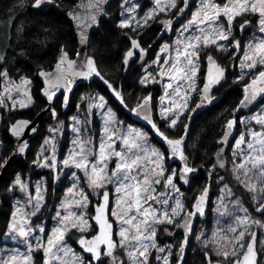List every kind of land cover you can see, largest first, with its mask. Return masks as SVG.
I'll return each instance as SVG.
<instances>
[{"label": "snow or ice", "instance_id": "6c2138e0", "mask_svg": "<svg viewBox=\"0 0 264 264\" xmlns=\"http://www.w3.org/2000/svg\"><path fill=\"white\" fill-rule=\"evenodd\" d=\"M23 2L24 0H21V6ZM53 2L54 0H32L31 6L40 8L41 5ZM104 3L105 0H90L88 8L92 10L91 23H97V15L103 13ZM120 7L123 18L117 26L137 34L128 37L130 46L123 57L125 70L133 57L140 61L142 66L148 63L145 61L148 48L141 45L138 34L150 26V22H158L161 25L164 32L160 35L163 37L174 30V23L185 17L175 29V40L171 44L163 43L160 46L159 52L148 64L152 70L144 68V75L140 79V83L145 87L149 84L163 85L164 94L160 97L159 115L166 121L169 129H175L186 112L188 115L184 116V119L190 121L196 109L212 102V89L220 84L227 71L214 58L212 52L235 54L242 51L238 79L244 81L243 96L238 106L233 109L232 118L226 120L223 126V135L219 141L222 147L217 151L216 163L209 171L211 177L212 171L217 167L225 168L228 164L223 156V146L227 145L237 125L235 113L242 108H250L258 98H264V0H199L194 9L190 7V0H153V6L143 15L139 13L142 6L138 0H122ZM69 15L79 20V17L72 13ZM250 16L257 18L259 35L254 33L252 38L242 45L241 40L235 38V32L237 28L243 32L251 24L248 19ZM79 35L80 43L85 44L87 36L83 28ZM201 53L206 54L207 72L203 82L198 83ZM73 55L76 59L70 58L69 52L62 48L54 69H41L38 72L46 85L42 94L49 104L43 111H48L56 117L54 101L57 92L64 90L62 103L66 107L67 93L72 91L76 79L91 80L96 77L111 90L122 107L128 110L129 115L141 117L150 125L154 134L162 139L166 149L162 151L152 145L147 132L126 126L112 108L107 106L103 96L82 97V100H88L85 119L73 125V131L77 133L76 139L72 141L73 148L59 163L64 168L74 167L82 172L86 187L97 197L95 213L88 216V206L91 203L89 193L80 186V178L73 172L72 186L67 189L68 195L61 203L60 210L56 212V226L51 229L50 234L45 235L44 225L33 226L32 218L44 208L46 182L41 180L33 186L19 173L15 174L8 191L19 190L24 193L25 199L23 202H16L17 206L10 215L5 237L23 244L25 250L21 252L19 247L0 250V264H35L33 254L40 251L43 252L42 264H105L102 257H107L109 264H125V261L118 259L116 255L118 248L124 250L128 264H149L152 249L157 253H166L165 256L158 255L156 259L162 260L163 264H171V246L160 247L157 244L156 237L160 225H174L184 229V238L178 245L177 261V264H183L188 236L191 233L190 218L195 217L197 213L203 214L211 187L210 184L206 185L199 195L194 197V211L186 208L181 199L183 193L178 182L188 184L189 174L194 172L184 151L188 124L181 123L183 133L178 137H170L152 117L151 93L138 98L135 106L129 108L122 90H118L105 79L94 57L79 51ZM3 60L4 56L0 55V62ZM236 66L233 63V67ZM0 76L5 79L3 93L0 94V107L11 111L17 107L24 109L34 104L28 87L32 83L31 80L22 77L19 83H15L9 78L7 70L0 72ZM194 94L198 101L192 99ZM165 100L168 101L166 106L163 104ZM6 101L11 103L7 104ZM93 109H98L103 114L102 135L98 144H94L91 137L81 134L82 126L90 122L88 117ZM72 119L77 120L76 117ZM240 123L246 130L235 139L231 171L234 179L251 194L254 211L264 217V109L255 112L251 117H241ZM257 125L259 130L255 127ZM62 127L63 122L60 127L49 130V136L45 138L32 161L36 167L48 168L55 172V180H59L60 175L56 136L53 133L59 134ZM8 130L16 138L17 144L10 155L6 156L0 152V172L8 166L12 156L25 154L29 150L28 141L22 139L26 130L37 132L36 126L27 119L16 120L10 124ZM117 144L120 145L119 149ZM2 147L3 142L0 141V149ZM174 158L183 162L179 170L169 168L166 163V160ZM113 160L114 167L109 169ZM218 179L223 181L224 177L220 176ZM108 185L113 186L116 194L112 207ZM223 191L232 194L227 183L224 184ZM221 204L223 206V201ZM233 207L236 210L235 224L228 229L230 235L222 237L225 243H221L220 239L212 241L215 245V255L222 257L226 264H258V257L264 259V252L257 250V232L253 228L255 226L264 229V222L254 219L239 199ZM224 210L227 212L226 206ZM73 230L79 233L76 242L83 252L91 254L87 262L67 243L66 238ZM164 231L167 232L168 229L165 227ZM261 235L264 236V232ZM114 236L119 239H114ZM204 243L208 245L209 241ZM261 243L264 244V240H261ZM206 259L212 264L211 254H206Z\"/></svg>", "mask_w": 264, "mask_h": 264}, {"label": "trees", "instance_id": "16d2710c", "mask_svg": "<svg viewBox=\"0 0 264 264\" xmlns=\"http://www.w3.org/2000/svg\"><path fill=\"white\" fill-rule=\"evenodd\" d=\"M78 1L54 0L51 4L41 5L40 8H33L31 6L32 0H24L23 6H21V0H0V28L7 30V36L0 40V55L4 56V60L0 62V72L7 70L9 78L14 80H19L22 77L30 79L32 81L31 91L34 100V104L28 109L22 110L16 108L15 110H4L2 112L0 136L3 142L1 151L3 155H10L14 149V142L9 136L8 130L10 124L19 118H33L47 105V102L42 97L43 84L39 79L38 72L41 69L52 70L61 54L62 48L69 52L71 58H75L73 54L78 51V42L74 28L67 16ZM138 2L142 6L139 10L140 15H143L145 11L153 6V0H138ZM121 3L122 0H114L109 5L107 9L108 18L102 21L100 29L92 35L90 55L95 58L97 66L105 76V79L118 90H122L129 108L135 106V101L138 98L151 93V104L155 110L154 120L167 135L178 137L183 133L181 124L175 129H169L164 121L157 118V101L163 93L161 84H149L145 87L140 83L144 67L150 64L151 60L158 53L161 44L165 41V37H161L160 35V33L164 32V29L158 22H150V26L145 27L138 34L141 45L148 48V55L145 57V61L148 63L142 66L141 62L133 57V60L127 66V70H125L123 57L130 46L128 37L129 35L137 34L130 33L128 29H121L117 26L120 19L123 18L121 16ZM175 33L176 31L173 30L169 34L173 35ZM212 55L222 66L228 57V55H224V52L213 51ZM200 60L206 68L207 60L205 53H201ZM232 74L233 71L228 67L225 78L221 80L218 91L215 93V99L208 106L196 109L192 113L190 121L183 118L182 123L188 124V135L185 139L184 151L189 158V165L195 171L194 174L188 177V190L190 193L193 191L192 199L194 200V197L199 195L204 186L211 185L209 197H207L205 203V212L195 218V220L194 217L190 218L191 224L193 221L194 224L191 226L192 232L188 236L183 264H207L205 257L200 252L195 253V249L198 246L196 241L197 232L199 226L201 227L203 224L211 222L213 185L216 184L220 176L233 178L231 172L233 161L232 150L235 137L241 130L240 118L244 113L251 112L256 108L253 104L250 110H240L235 113L237 125L233 131L232 139L227 142L226 146H223V156L228 161V164L225 168L217 167L212 171L211 177H209V171L212 169V165L216 163V153L222 147L219 141L223 135V126L226 120L232 118L233 109L238 106L243 96V88L239 83L234 82ZM4 83V77L0 76V91L4 87ZM86 91L98 92L106 98L117 110L121 118L128 119L131 122H139L134 120V115H129L128 110L122 107L111 90L99 79L94 80L93 83L88 85H80L71 98L69 108L66 110L62 103L63 96L59 97L55 103L57 116L44 120L39 135L31 142L30 151L24 157L11 163L6 173L7 175L2 180L0 195L3 201V209L0 211V237L7 229V224L13 210V204L7 192H9L8 188L15 174L19 173L22 176L30 175L32 177L42 174L35 169L32 161L39 152L38 147L41 145L44 136L48 133L49 127L53 125L60 126L61 122H63V127L61 128L63 133L59 148L63 147V152L65 151L68 137L67 132L65 133V129L67 128L65 121L76 113L77 100ZM257 129L259 130V126ZM154 139L158 142L157 137H154ZM234 181L236 180L234 179ZM243 192L246 194L244 199L249 212L258 214L254 211L255 205L251 199V194L244 190ZM189 211H194V209L191 207ZM164 227L167 228L168 226L162 227L161 231L163 235L160 240L169 242L181 237L182 233L180 229L173 232V227L169 226L167 228L168 231L165 232ZM253 230L259 236L258 251L264 252V244L261 243V240H263L261 233L264 229L254 227ZM205 248L209 249L208 246ZM36 256L35 264H42V253L39 252ZM258 264H264V259H260Z\"/></svg>", "mask_w": 264, "mask_h": 264}, {"label": "rangeland", "instance_id": "374dc122", "mask_svg": "<svg viewBox=\"0 0 264 264\" xmlns=\"http://www.w3.org/2000/svg\"><path fill=\"white\" fill-rule=\"evenodd\" d=\"M218 2H222V0H218ZM199 4V0H195V3L191 6V8L194 9L195 6H197ZM122 11V9H121ZM185 16H187V13L185 14ZM185 19V17H181L179 22L174 23L173 25V29L175 30L176 28L179 27V23L183 22ZM249 20H251V24L245 28V30L243 32H241L238 28L235 32V38L236 39H240L241 40V44H245L247 42V40L251 39L253 34H257L259 35L258 32V21L257 18L255 16H250L248 17ZM170 33V32H169ZM169 33L164 34L163 36L165 37V41L163 43H169L171 44L175 38H176V34L170 35ZM7 36V30L5 28H0V40L4 39ZM162 43V44H163ZM161 44V45H162ZM159 52V51H158ZM224 55H228V57L226 58V61L223 63V66L227 69L228 67L231 68V70L233 71V79L234 82L239 83L241 85V87L243 88V84L244 81H239V75H240V68H239V58L240 55H242V51L240 53H235V54H228V52H224ZM163 58V57H162ZM233 63H235L237 66L234 68L233 67ZM144 68H148L149 71H151L152 69L148 67V65H146ZM207 68V67H206ZM206 68L204 66V64L201 63L200 60V72L198 75V83H202L203 79L206 75ZM142 76L144 75V70L142 71ZM13 82L15 83H19V80H14L12 78H10ZM247 79V77H246ZM30 80V79H29ZM5 86V83H4ZM162 88L163 85L161 84ZM220 86L217 85L215 88L212 89V101L215 99V93L218 91V87ZM30 88V94L32 96V83L31 85L28 86ZM4 88V87H3ZM3 88L0 91V94L3 93ZM164 94V88H163V93ZM13 95L15 96L16 93L15 91H13ZM161 95V96H162ZM88 96H101L98 92H91V91H86L80 98L79 100H77L78 104L76 105V113L72 116L69 117V119L67 121H65V124H67V128L65 129V133L67 132V141H66V148L65 151L63 152V147L60 149L59 145L61 142V138H62V129L60 131L59 134L53 133V135L56 136V148H57V157H58V170H59V175H60V179L59 180H55L53 179L54 175L56 174L55 172H53L52 170L48 169V168H43V167H36L35 169L37 171H40L42 174L37 176V177H32L30 175L27 176H22L26 182H29L31 185H35L36 183L40 182L41 180H44L46 182L47 185V193H46V202L44 204V208L41 210V212L36 216L32 218V224L33 226L37 225V224H43L46 232L45 235L50 234L51 229L53 227L56 226V212L58 210H60V205L61 203L64 201L65 197L68 195L67 193V189L69 187L72 186L73 183V177H72V173L76 172L77 176H79L80 178V186L84 188L85 192L89 193V200L91 201V203L88 206V216H93L95 213V209H94V205L97 202V197L95 195L92 194L91 189H89L88 187H86V180L82 174V172L78 169H75L74 167H70V168H64L62 166V164L59 163V161H62L68 154L69 150L73 148V144L72 141L74 139H76L77 137V133H75L73 131V125L77 124L78 121L84 120L85 119V109L87 107L88 104V100L84 99L82 100V97H88ZM160 96V97H161ZM160 97L158 98L157 101V118L159 120H162L160 118L159 115V108L161 107V101H160ZM33 98V96H32ZM192 99L194 101H198V97L194 94ZM105 100L107 101V106L111 107L112 110L118 115L119 119L124 121V124L126 126H131L134 128H138L141 129L145 132H147L149 134V142L154 145L155 147L159 148L160 150L164 151L166 149V145L162 142V139L155 135L153 130H151L150 125L144 121L143 119L140 121L142 123L139 122H131L128 119H124L121 118L117 112V110L109 103V101L105 98ZM262 101H264V98H258L257 101L254 103V107H256L254 110H252L251 112H246L242 115V117H251L255 112L261 111L262 109H264V103H262ZM152 102V101H151ZM7 104H10L11 101H6ZM163 104L166 106L168 104V101L165 100L163 102ZM32 105V104H31ZM30 105V106H31ZM29 106V107H30ZM208 106V104H204L202 107H206ZM24 108V109H28ZM19 108V107H17ZM21 109V108H19ZM75 109V110H76ZM251 108H242L241 110L244 111H248ZM4 110H8L5 107H0V122L2 119V112ZM23 110V109H22ZM74 110V111H75ZM154 108L152 107V117H154ZM188 113L186 112L184 114V116H186ZM184 116H181L180 118V123H178V125H180L183 122V118ZM76 117L77 120L74 121L72 118ZM89 119V123L86 126H82V132L81 134L84 137H91L93 140L94 144H98L99 140H100V136L102 135V128H103V114L100 112V110L98 109H93L92 114L88 117ZM154 119V118H153ZM166 123L165 120H162ZM177 125V126H178ZM241 130L238 133V135L235 137L238 138V136L240 135L241 132L245 131V126L243 124H241ZM60 126L58 125H53L49 127L50 129H54V128H58ZM256 128L258 127L255 126ZM49 130L48 133L46 134V136H44L41 145L38 147V150L40 151L41 146L44 143L45 138H47L49 136ZM258 130V129H257ZM157 137L158 142L155 141L154 137ZM233 133L232 135L229 137V140L232 139ZM0 141H2V138L0 136ZM235 143V140H234ZM117 149H119L120 145L117 144L116 145ZM234 147V145H233ZM2 151V149H0V152ZM50 154V153H47ZM166 163L168 165L169 168H176V169H180L183 165V162L179 161L178 158H174V159H170V160H166ZM33 164V163H32ZM115 164V160L112 161V163L109 164V169H111L112 167H114ZM232 172V171H231ZM195 171L191 174H194ZM189 174V177L190 175ZM233 176V174H232ZM223 181H217L215 185H213V195H212V211H211V222L210 223H205L203 224L201 227L199 226L198 229V236L200 237V239H196L198 246L195 249V253L200 252L206 259V254H211L212 256V264H226V262L224 261V259L222 257H217L215 255V245L212 243V241L214 239H220L221 243H225L226 241H224L222 239V237L224 236H229L230 233L228 232V229L230 226H233L235 224V219H234V214L236 212V210L233 207V204L235 203V201L237 199H239L241 205L244 208L246 207V202H245V196L246 194L243 192L246 191L242 185H240L237 181H234V177L233 178H227L225 176ZM189 179V178H188ZM180 184V190L183 193V196L181 197L183 203L185 204L186 208L189 210L192 207V204L194 203V200L192 199V195H193V191L190 193V191L188 190L189 188V184H183L182 182H178ZM227 183L229 188L231 189V195H229L227 193V191H223L222 189L224 188V184ZM205 187V186H204ZM108 189L111 190L112 192V206L114 205V198H115V192L113 189L112 185H108ZM8 193V196L13 204V210H15L17 204V201H21L23 202L25 199V195L24 193L20 192L19 190H13ZM221 201H223V206L221 204ZM226 206L227 208V212H225L224 207ZM249 212V210H248ZM242 214V213H241ZM249 214L254 218V219H259L262 222H264V217H261L259 214H252L249 212ZM165 225H160L157 231V244L160 247H165V246H171V251H172V256L170 257V261L171 264H177V259H178V245L179 243L182 241L183 239V232L184 229L182 227H175L174 225H167L172 226V231H176L178 229L181 230V237L179 239H174L173 241H162L160 240V238H162V227ZM95 227V225H94ZM167 227V228H168ZM255 227V226H254ZM165 228V227H164ZM262 232H264V230H262ZM6 233V231H5ZM5 233L0 237V250H10V249H15L17 247L20 248L21 252H23L25 250V247L23 244L18 243L17 241H13L11 239H6L5 237ZM214 234L215 237H214ZM79 236V233H76L75 230H73L72 232H70L67 236V243L68 245L73 248L75 250V253L78 255H82L84 260L87 262L90 257H87L83 251H81L78 246H77V238ZM119 238L117 237V240ZM263 240H264V236H263ZM204 241H209L208 245H205ZM208 246L209 249H206L205 247ZM42 253V258H43V252L40 251ZM39 252H34L33 256H34V260H36V255ZM116 255L118 257V259H122L124 261H126V264H128V258L127 256L124 254V250L118 248L116 251ZM160 255V256H165L166 253H157V251L155 249H152L150 252V256H149V264H163L162 260H157L156 257ZM105 264H109L108 258H103ZM207 264H209L208 260L206 259ZM222 262V263H221ZM36 263V261H35Z\"/></svg>", "mask_w": 264, "mask_h": 264}, {"label": "water", "instance_id": "95a60500", "mask_svg": "<svg viewBox=\"0 0 264 264\" xmlns=\"http://www.w3.org/2000/svg\"><path fill=\"white\" fill-rule=\"evenodd\" d=\"M113 1L114 0H105V3L103 4L104 11H103V13H100V14L97 15V23H91V20H90V13L92 11L91 9L88 8V4H89L90 0H79L77 2L76 6L69 12V13H72L74 16L79 17V20L74 19L73 16L69 15V13H68L67 18H68L69 22L72 24V26L74 28V31H75V34H76V38H77V42H78V51L79 52L86 53L88 56H91L90 55V42H91L92 35H93L94 32H97L100 29L102 21L104 19L108 18L107 9H108L109 5ZM193 1L194 0H190V5L192 4ZM81 28H83V30L85 31V34L87 36V42L85 44H83V45L80 43V35H79ZM91 57H93V56H91ZM72 59H76V57L72 58ZM52 70H50V71H52ZM39 79L41 80V82L43 84V88H44L46 85L43 82V78L39 76ZM96 79H99V78L93 77L91 80H85L83 78H77L75 83H74V85H73V87H72V91L70 93H67L68 102H67V106L64 107V108L67 109L69 107L71 98L74 95L76 89L80 85L91 84ZM63 92H64L63 89H61L59 92H57V96L55 98L54 103H56L57 99L62 96ZM42 97L46 101V98L43 96V94H42ZM48 107H49V104L47 102V105L43 109H46ZM43 109L37 115H35L33 118L27 119V120L32 121L33 125H35L36 128H37V132L36 133H32V132L26 130V132H25V134H24V136L22 138V139L28 141L29 150L27 151V153L30 151L31 142L39 135V131H40L41 125L44 122V120L45 119H50L52 117L50 112L43 111ZM133 118L136 121H141L142 120L141 117H137L136 115H134ZM20 119H25V118H19L17 120H20ZM30 127H31V125H30ZM9 136L12 138V140L14 142V148H15L16 144H17V140H16V138L14 136L11 135L10 131H9ZM27 153L11 157V159L9 160L8 166L2 172H0V186L2 184L3 178L5 177L6 173L9 170V167H10L11 163L16 161V160H18V159H20V158H22V157H24ZM108 191L110 193V207H111L112 206V194H111L110 190H108ZM2 209H3V201H2V198H1V195H0V211ZM205 210H206V205H204V212H205ZM199 215H201V214L197 213L196 216L194 217V220ZM193 224H194V221L192 222L191 226H193ZM191 232H192V230H191ZM114 239H116V236H114ZM258 243H259V236L257 234V246H256L257 250H258ZM77 246L79 247L80 250H82L78 243H77ZM84 254L87 257H91V254H89V253H84ZM259 260H260V257H258V263H259Z\"/></svg>", "mask_w": 264, "mask_h": 264}, {"label": "flooded vegetation", "instance_id": "af4514ba", "mask_svg": "<svg viewBox=\"0 0 264 264\" xmlns=\"http://www.w3.org/2000/svg\"><path fill=\"white\" fill-rule=\"evenodd\" d=\"M192 3L194 4V3H195V1H193ZM191 5H192V4H191ZM228 54H231V53H229V52H228ZM206 72H207V68H206Z\"/></svg>", "mask_w": 264, "mask_h": 264}, {"label": "bare ground", "instance_id": "6f19581e", "mask_svg": "<svg viewBox=\"0 0 264 264\" xmlns=\"http://www.w3.org/2000/svg\"><path fill=\"white\" fill-rule=\"evenodd\" d=\"M7 175V174H6Z\"/></svg>", "mask_w": 264, "mask_h": 264}]
</instances>
